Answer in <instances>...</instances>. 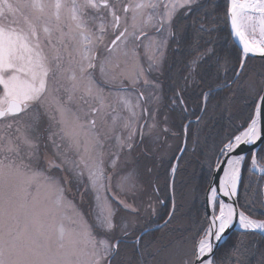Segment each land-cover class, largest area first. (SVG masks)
<instances>
[{
	"label": "snow or ice",
	"instance_id": "snow-or-ice-1",
	"mask_svg": "<svg viewBox=\"0 0 264 264\" xmlns=\"http://www.w3.org/2000/svg\"><path fill=\"white\" fill-rule=\"evenodd\" d=\"M72 5L82 9L75 27L57 15L25 31L0 16V264H251L264 183L251 203L241 183L245 172L264 177V73L247 69L264 58V0H224L222 15L214 0ZM240 101L242 119L232 112ZM118 120L127 131L112 135ZM213 120L215 135H204ZM189 157L200 158L204 211L174 228L177 188L182 198L199 191L181 179ZM161 176L166 216L153 204L167 207ZM25 253L35 259L14 258Z\"/></svg>",
	"mask_w": 264,
	"mask_h": 264
},
{
	"label": "rangeland",
	"instance_id": "rangeland-1",
	"mask_svg": "<svg viewBox=\"0 0 264 264\" xmlns=\"http://www.w3.org/2000/svg\"><path fill=\"white\" fill-rule=\"evenodd\" d=\"M218 3V2H215ZM223 5V4H222ZM222 9V8H221ZM82 11L79 5H76L73 7L72 0H66V3L64 6L57 8L53 3L48 2L45 3L43 10H39L35 7L33 3L30 2V0H7V3L2 6H0V15L3 16L6 20H14L17 23V26L19 28L24 29L27 31L31 26L33 22H36L39 24L40 21H52L54 17L57 15L59 16V19L62 24L69 25L72 27H75V21L73 20L74 16H77L79 12ZM222 15V14H221ZM156 40L159 39V37L154 38ZM236 52V51H235ZM239 52V50H238ZM231 54L232 57H235L234 52L232 53L231 50H228L226 54ZM238 53L236 52V55ZM247 69L248 74L250 76H258L261 73H264V61H258L254 63V61L247 62ZM68 75H71L69 73ZM113 107H117L115 101L112 102ZM244 102L240 101L238 102L233 108L232 112L235 116L240 117L241 119L246 116L247 110H245L243 113H241V108L243 106ZM84 113L81 112V117L83 118ZM113 115H120V113H115ZM105 119L108 121L106 127L111 128L112 121L111 118L105 117ZM227 121H225L226 124ZM218 128V125L215 120L204 130V135H215V132ZM127 130L124 129L123 124L121 121H117L116 124V131L112 133V135H118L121 133L126 132ZM171 143V142H170ZM192 159V167H190L185 175L181 177V179L186 181H191L193 186H199V191L197 193H193L192 195L196 198L193 199L192 196H185L184 198L181 197V192L183 191L179 187L177 188V192L175 195V204L177 208L179 209L177 216V222L172 225L174 228H180L183 226H189L192 224V221L199 219L200 216L203 215V203H204V196L203 193L206 191L205 181L203 179L199 178V168L197 167L199 162V157H189ZM195 177V178H194ZM264 183V177H262L259 173L253 174L251 172H245L242 174V183H241V193H242V201L244 198V189L247 186V199L251 203L252 201H258L260 197L258 196V184ZM164 178L161 176L160 178V188L161 192L159 193L161 200L164 203H167V208L165 209L164 204L156 205L155 202H153L154 206L157 208V210L160 212L161 215L166 216V213L172 209V200L170 199L172 193L171 189L168 190L167 193L164 191ZM72 192H74V189H71ZM71 199V197H69ZM75 205H81L83 204L84 207H88V201L87 197H85L83 200L79 196L76 197L74 201ZM101 209L96 204L95 201H93L92 204V211H100ZM253 210L257 215L261 211H264L259 205V203L253 204ZM63 215L68 217H73V209L67 208L63 211ZM155 218V217H154ZM159 223L163 225L164 221L160 220ZM234 232H239V227H236L233 229V232L231 233V238L234 237V239H229V244H231L235 238L236 235H234ZM163 235L162 232H156L153 239H158ZM256 235L255 237H250L249 239L254 242V245L260 243V238H258ZM264 238V237H263ZM264 252V249H262ZM264 255V253H257V258L255 257V261L258 264L259 257ZM15 259L30 261L34 260L35 257H33L30 254L25 253L24 255H18L14 257Z\"/></svg>",
	"mask_w": 264,
	"mask_h": 264
},
{
	"label": "flooded vegetation",
	"instance_id": "flooded-vegetation-1",
	"mask_svg": "<svg viewBox=\"0 0 264 264\" xmlns=\"http://www.w3.org/2000/svg\"><path fill=\"white\" fill-rule=\"evenodd\" d=\"M214 2H218L222 8V6H223L222 4L224 3V0H214ZM2 7H3V5H2ZM220 14H222V9H220ZM183 25H184V22L181 21L180 24L178 25V27H183ZM221 26H223V25H221ZM0 38H2V37H0ZM220 42L224 45L223 51L225 54L228 52V50H231V52L232 53L234 52V55L236 56V52L238 53L239 48L236 46V44L232 40V37H230L226 31L224 33L220 34ZM261 61H263V60H261ZM73 189H74L73 193H75L77 191V189L76 188H73Z\"/></svg>",
	"mask_w": 264,
	"mask_h": 264
},
{
	"label": "trees",
	"instance_id": "trees-1",
	"mask_svg": "<svg viewBox=\"0 0 264 264\" xmlns=\"http://www.w3.org/2000/svg\"><path fill=\"white\" fill-rule=\"evenodd\" d=\"M249 61H254V63H256V62H258V61H261V60H257V59H252V58H250L249 59ZM227 123V122H226ZM167 204V203H166ZM167 207H165V209H166ZM237 233H239V232H234V235H236ZM258 238H260V243L259 244H256L254 247H253V249H252V254H254V257H256L257 256V253H264L263 251H262V249H264V238L262 237V236H257ZM231 239H234V237L233 238H231ZM221 251H223V249H221ZM257 258V257H256ZM257 261H255V258H253V259H251V264H257L256 263Z\"/></svg>",
	"mask_w": 264,
	"mask_h": 264
},
{
	"label": "water",
	"instance_id": "water-1",
	"mask_svg": "<svg viewBox=\"0 0 264 264\" xmlns=\"http://www.w3.org/2000/svg\"><path fill=\"white\" fill-rule=\"evenodd\" d=\"M233 38V40H234V42L236 43V45L238 46V48H240V46H239V42L234 38V37H232ZM253 57H255V58H261V57H259L258 55L257 56H253ZM262 59H264V58H262ZM236 228V226L234 227V229Z\"/></svg>",
	"mask_w": 264,
	"mask_h": 264
},
{
	"label": "bare ground",
	"instance_id": "bare-ground-1",
	"mask_svg": "<svg viewBox=\"0 0 264 264\" xmlns=\"http://www.w3.org/2000/svg\"><path fill=\"white\" fill-rule=\"evenodd\" d=\"M236 227H239V225L237 224V225H235Z\"/></svg>",
	"mask_w": 264,
	"mask_h": 264
}]
</instances>
